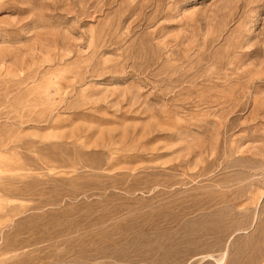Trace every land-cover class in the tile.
<instances>
[{"label": "rangeland", "instance_id": "374dc122", "mask_svg": "<svg viewBox=\"0 0 264 264\" xmlns=\"http://www.w3.org/2000/svg\"><path fill=\"white\" fill-rule=\"evenodd\" d=\"M0 264H264V0H0Z\"/></svg>", "mask_w": 264, "mask_h": 264}]
</instances>
